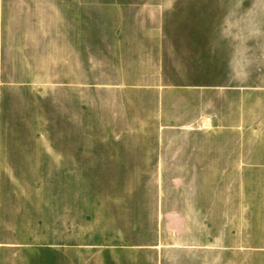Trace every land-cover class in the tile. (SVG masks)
Masks as SVG:
<instances>
[{
    "label": "rangeland",
    "instance_id": "374dc122",
    "mask_svg": "<svg viewBox=\"0 0 264 264\" xmlns=\"http://www.w3.org/2000/svg\"><path fill=\"white\" fill-rule=\"evenodd\" d=\"M111 1L79 6V69L95 84L77 86L76 118L73 90L71 122L47 101L46 142L78 148L72 165L47 158V234L76 221L79 238L134 248L141 264H213L212 245L190 243L262 220L230 214L246 184L230 155L261 140L264 0ZM246 250L223 245L221 264H264Z\"/></svg>",
    "mask_w": 264,
    "mask_h": 264
},
{
    "label": "crops",
    "instance_id": "0c3cea01",
    "mask_svg": "<svg viewBox=\"0 0 264 264\" xmlns=\"http://www.w3.org/2000/svg\"><path fill=\"white\" fill-rule=\"evenodd\" d=\"M92 4V0H0V264H141L134 248L95 244L87 235L79 238L76 221L55 222L52 236L47 234V158L72 165L78 149L74 143L46 142L51 132L47 101L59 110L54 119L65 116L71 122L72 90L76 118L77 86L95 84L79 69V6ZM62 91L69 94L65 99L69 117L61 113ZM231 149V178L246 184L241 190L245 199L239 206L233 201L230 214L260 215L262 220L239 226L231 218L224 242L222 233L214 232L212 240L198 238L190 245H212L213 264H221L223 245L230 251L255 250L264 262V99L260 142L236 140ZM259 149L260 160L254 152ZM196 261L204 264L205 259Z\"/></svg>",
    "mask_w": 264,
    "mask_h": 264
}]
</instances>
